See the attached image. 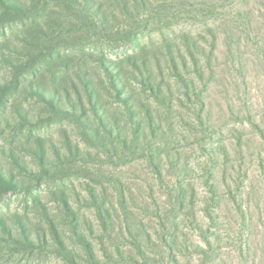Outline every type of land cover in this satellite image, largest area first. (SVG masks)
Wrapping results in <instances>:
<instances>
[{"label": "trees", "instance_id": "obj_1", "mask_svg": "<svg viewBox=\"0 0 264 264\" xmlns=\"http://www.w3.org/2000/svg\"><path fill=\"white\" fill-rule=\"evenodd\" d=\"M237 1L238 6L236 0H0V131L9 143L25 135L19 149L30 156L0 146V199L25 192L44 222L34 232L27 216L1 215L0 252H48L66 264H184L176 252L187 247L181 235L188 224L201 237L190 245L201 264H224V238L214 227L216 209L226 196L238 222L242 264H248L253 214L243 194L248 178L242 167L244 135H234L240 160L231 166L228 148L214 138L207 100L220 64L238 95L247 86L250 63L264 70V21L251 18L246 0ZM183 22L200 26L203 33L192 28L177 33L174 27ZM153 33L160 38L155 48L151 40L143 41ZM122 43H130L132 52L111 58L104 50L105 44ZM248 45L256 50L255 62L247 55ZM255 105L247 97L226 102L228 112L248 121L262 140L264 195V100L259 114ZM181 106L191 111L195 141L207 155L202 166L208 191L205 220L195 212L196 190L187 180L192 168L186 152L179 150ZM53 124H62L61 147L37 131ZM137 163L145 164L155 184L167 188L160 201L159 187L148 185L152 202L145 216L121 173ZM169 175L174 178L167 182ZM79 176L92 184L84 183L86 194L78 195L77 206L92 209L97 232L95 224L82 220L65 190L63 181ZM44 181L60 182L51 192L60 217L33 192ZM152 222L155 238L149 231Z\"/></svg>", "mask_w": 264, "mask_h": 264}, {"label": "rangeland", "instance_id": "obj_2", "mask_svg": "<svg viewBox=\"0 0 264 264\" xmlns=\"http://www.w3.org/2000/svg\"><path fill=\"white\" fill-rule=\"evenodd\" d=\"M237 5H240L239 1L236 0ZM244 4V3H243ZM246 4V5H245ZM245 7L249 10L251 18H255L257 20L264 21V0H246ZM175 31L178 33L181 29H191L193 32L203 33L201 27H196L192 25L189 27L187 22H183L180 25L174 27ZM176 33V34H177ZM264 34V33H263ZM264 40V35L262 36ZM151 40L150 47L155 48L160 44V38L156 33H153L151 37H144L143 41L148 42ZM104 50L107 55L111 58L116 56H123L125 53H130L133 50V46L130 43H122L119 45H104ZM247 55L251 58L253 62H255L256 58L255 52L256 50L252 47L247 48ZM220 70H218V75L213 79L211 83L210 90L208 92V99L211 103L210 109V121L214 127H216L214 138L216 142L225 144L229 150V165L239 164V156L234 153V142L237 131H240L244 135V161H242V167L247 169L248 178L244 179V197L248 201L247 204L250 208V215L252 216V224L250 225V229L248 234L250 235V245H251V257L247 260L248 264H264V195L263 191V179L260 173L259 162L262 153V140L258 138L255 130L252 126L242 117H234L232 116L227 109L226 102H229L232 99L238 102V98L245 99L247 97L249 102H252L255 105L254 109H256L257 114L260 112V106L264 100V70L261 66H257L255 64H249L248 67V75H247V86L244 89L246 93V97L244 91L238 95L235 89V82L232 77L229 75L228 70H226V66L223 64L219 65ZM241 102V101H240ZM187 105H190L187 103ZM35 106L33 105L32 108ZM189 107V106H187ZM259 107V108H258ZM180 115H178V119L176 122V133H178V137L180 138L179 150L185 151L188 157L189 167L192 168L191 172L188 173L187 180L194 184L196 190V207L195 212L199 216V219L205 220L203 207L207 202L206 198L208 197V191L206 186L204 185V176L202 166H204V162L207 161V155L204 151H202L195 141L194 136H196V132L194 131L190 122H192L191 111L186 107H179ZM255 111V112H256ZM180 117H182L180 119ZM62 124H53L48 127H40L38 133L42 135H46L49 140L54 143L57 147H61L60 142V128ZM65 126V123H63ZM26 132L24 131L23 134ZM6 136V137H5ZM7 134H3L0 131V146H12L14 149H17L21 152V155L26 156L25 158L30 160L29 155H25V152L21 148L23 144H25L26 138L25 135H19L18 140L9 143ZM75 139V134L73 135ZM218 142V143H219ZM215 143V144H218ZM222 155L218 156L219 164H222ZM220 168V167H219ZM231 168L228 167V170ZM122 175H124L128 180H130V184L135 190L136 203L138 204V209L143 216L148 215V209L150 205L151 199L149 198V188L148 185L154 184L155 188L158 186L159 189L157 191L156 196L160 199V201L165 200L167 188L166 186H161L159 184H155L152 175L149 170L146 169L144 163H137L130 167H127L121 171ZM231 177H235V172L230 171ZM229 176V175H228ZM227 176V177H228ZM174 178L173 175H169L167 178V182ZM216 179L220 183L221 186V177L220 171L217 173ZM228 181L232 178H227ZM92 181L90 179L84 178L82 176L72 177L71 179H65L63 181L65 190L69 194L70 202L73 204L75 208H78L79 214L82 215V220L85 222L88 221L92 225L95 224V219L93 216V212L91 208L86 207L85 205L77 206L76 198L78 195H85L84 183ZM60 182H42L41 186L37 188H33V192L38 195L41 199V202L46 205V207L52 212L53 216L60 217L61 214L59 212V207L55 195H52L51 192L59 186ZM225 194H223L224 196ZM222 204L220 207L216 209V212L219 214L218 224L214 228L221 234L224 241L222 243L221 249V257L223 259L224 264H242L243 256H240L238 251V243L242 241L238 235V222L236 217L233 214V210L230 206L229 198L226 196L221 200ZM152 202V201H151ZM147 209V210H146ZM12 214H19L22 216H27L28 219L34 224V232L39 229L42 230V226H44V222L41 217L39 207L34 204L29 195H26L25 192L17 191V192H9L4 195L0 199V216ZM248 214V215H249ZM60 220V218H58ZM91 221V222H90ZM146 221V220H145ZM82 222V227L84 230H87V222ZM147 222V221H146ZM61 224V221H59ZM150 224V233L152 238H155L154 233V223ZM62 228V232L65 235L67 242L70 246L75 247L74 242L71 238L68 237L67 230L64 228V225H60ZM94 232L98 231V228L93 226ZM183 234L181 235V239H184L187 242V247L179 248L176 252L178 259L184 264H201L199 255L193 250L190 246L191 242H199L200 234L195 228L190 225H186L183 230ZM93 241V240H92ZM95 242V241H93ZM95 247L98 250V253L101 254L99 249V244L95 243ZM112 261H116L114 257H112ZM27 262L28 264H66L61 258L56 255L48 252H41L36 254L26 253L24 255H11L6 252H0V264H23ZM120 263L114 262V264Z\"/></svg>", "mask_w": 264, "mask_h": 264}]
</instances>
